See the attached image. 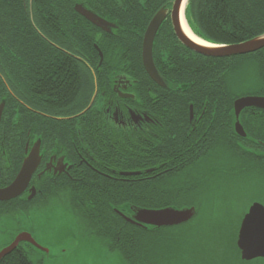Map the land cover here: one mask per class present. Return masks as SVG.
Segmentation results:
<instances>
[{"label": "flooded vegetation", "instance_id": "flooded-vegetation-1", "mask_svg": "<svg viewBox=\"0 0 264 264\" xmlns=\"http://www.w3.org/2000/svg\"><path fill=\"white\" fill-rule=\"evenodd\" d=\"M175 1L82 0L75 4L77 14L76 7L82 6L107 22L106 29H102L79 14L101 30L105 42H113L117 50L126 51L134 57L130 55L128 62H106L109 69L100 71L102 76L95 80L96 86L89 104L82 103L80 109L70 111L66 116L41 110L42 95L37 85L23 86V92H18L16 87H12V82L7 81L10 93L20 101L18 113L22 119L20 140H0V190L14 184L31 156H35V169L28 186L18 197L0 201V253L24 233L7 236L9 227L5 225L6 220L14 218L19 224L31 218V213L35 211L47 212L46 209L50 208L53 211L58 207L74 212L72 200L76 199V193L80 190H85L88 200L91 193L97 194L104 208L113 210L129 224L126 219L133 220L134 209L140 207L134 204V192L139 189L143 192L147 187L149 193L153 192L152 195L159 197L160 191L166 188L164 196L177 195L178 202L182 203L186 202L187 196L202 199L215 193L218 191L216 186L233 175L227 167L219 165H228L233 159L230 155L239 138L244 140L237 142L244 149V171L246 174L254 173L260 179L264 177V49L232 58L207 57L189 49L180 41L174 29L172 16ZM161 11L166 16L154 38L153 60L165 87L149 76L143 60L146 32ZM185 19L187 21L186 15ZM95 48L100 56L101 50L97 46ZM64 52L77 60L56 61L54 73L74 74V70L78 69L75 72L84 75L79 77V83L88 84L89 78L85 76H89L94 66L79 54L65 49ZM159 53L167 55L159 57L156 55ZM168 54L173 60L172 65L181 66L183 74L180 77L166 76ZM241 57L244 58L240 60ZM103 60L104 56L102 59L100 57L97 68L103 65ZM252 63H258L261 68L259 80L262 85L257 92H250L238 100L258 98L262 100V106L248 107L239 117L235 104L233 110L227 111H206L190 104L187 111L185 99L179 101L182 108H178L172 100L173 94L162 92L171 90L172 82L180 81L185 89L188 83L199 80V76H190L188 70L193 68L199 72L202 67L208 66L217 75V70H222L226 65L233 70L237 64L249 66ZM58 65L68 68L60 70ZM141 67L147 75H144ZM58 83L54 96L58 92ZM85 84L80 85L81 92L85 89L88 94L90 87ZM3 103L0 136L4 126L5 134L9 131L6 102H2L0 107ZM238 123L243 127L245 137L237 133ZM123 148L134 150V159H124ZM140 151L149 154L145 161L151 167L123 170V162L129 167L136 164ZM254 165L255 168L252 167ZM96 178L101 181V189L89 192L91 181ZM170 195L166 202L173 201L169 199L172 197ZM185 208H195L197 216L200 207L185 206L179 209ZM23 244L36 248L23 242L12 253Z\"/></svg>", "mask_w": 264, "mask_h": 264}, {"label": "trees", "instance_id": "trees-1", "mask_svg": "<svg viewBox=\"0 0 264 264\" xmlns=\"http://www.w3.org/2000/svg\"><path fill=\"white\" fill-rule=\"evenodd\" d=\"M81 2L82 0H0V104L6 102L9 129L5 134V126L3 127L1 141L20 140L22 119L18 113L20 101L10 93L8 80L18 92H23V86L37 85L42 95L41 110L57 116H66L68 112L80 109L82 103L89 104L96 86L95 80L102 76L100 71L104 68L109 69V66L105 65L106 62L130 60L132 54L117 50L113 42H105L101 30L75 12V4ZM185 15L190 29L197 37L216 45L240 44L264 35V0H188ZM58 45L61 48H57ZM95 46L104 56L103 65L99 68L97 64L100 62V56ZM64 49L79 54L83 60L94 66L95 69L89 76H85L89 78L88 84L79 83V77L84 75L75 72L78 69L74 70V74L54 73L56 61L77 60L66 54ZM156 55L161 57L167 54ZM168 55L166 76L180 77L183 74L181 66L172 65L173 60L171 55ZM58 67L60 70L68 68L60 65ZM260 69L258 63L249 66L237 64L233 70H229L226 65L214 75L211 67L204 66L199 72L193 68L188 70L190 76H199V80L188 83L185 89L181 87L180 81L172 82V89L162 92L173 94L172 100L178 108H182L179 101L185 99L187 111L190 104L206 111L233 110L239 98L249 95L250 92L255 93L261 87ZM142 71L147 75L143 68ZM57 83L58 92L54 96ZM84 84L90 87L88 94L85 89L81 92L80 85ZM79 93L82 94L80 99ZM93 130L91 127V131ZM239 141L244 140L239 138ZM239 141L234 145V151L230 155L233 159L229 164L219 165L227 167L233 174L228 179H223L228 183L241 178L252 180L256 177V174H246L244 171L246 169L244 149L241 143H237ZM122 152L124 159H134V150L131 148H123ZM148 157V153L140 151L136 164L129 167L123 162V170H144L151 167L145 161ZM101 186L99 178L93 179L89 192L100 190ZM145 188L143 192L141 189L134 192V204L140 206L139 208L198 207L197 201L201 200L198 197L187 196L184 200L186 202L182 203L178 202L177 195L169 194L172 196L169 199L173 201L166 202L169 196H164L166 188L160 191L159 197L152 195L153 192L149 193L148 188ZM74 201L72 200L73 214L86 228L85 231L107 244L112 252L121 253L129 264H159L158 256L161 251L167 249L171 243L177 242L164 238L162 234L164 229L132 226L113 210L104 208L97 194L91 193V199L88 200L85 190H80L76 193ZM240 225L239 223L234 233L233 247L241 258L237 248ZM29 250L34 252L37 249L23 244L1 264H33L32 253Z\"/></svg>", "mask_w": 264, "mask_h": 264}, {"label": "rangeland", "instance_id": "rangeland-1", "mask_svg": "<svg viewBox=\"0 0 264 264\" xmlns=\"http://www.w3.org/2000/svg\"><path fill=\"white\" fill-rule=\"evenodd\" d=\"M215 189L218 191L197 201L200 208L193 220L162 231L164 238L178 244L171 243L161 251L159 264H264V259L243 261L233 247L243 215L255 203L264 206V179L223 181ZM46 210L31 213V218L19 224L14 218L5 221L7 236L28 233L46 249L32 253L33 264H129L121 253L112 252L107 244L86 232L68 208Z\"/></svg>", "mask_w": 264, "mask_h": 264}, {"label": "water", "instance_id": "water-1", "mask_svg": "<svg viewBox=\"0 0 264 264\" xmlns=\"http://www.w3.org/2000/svg\"><path fill=\"white\" fill-rule=\"evenodd\" d=\"M184 0H176L173 7V24L176 35L180 41L186 45L189 49L212 58H232L237 56L249 55L261 51L264 49V35L255 39L234 45H216L207 42L197 37L190 29L186 19L185 23L187 28L192 34L200 41L204 42L207 46L201 45L190 39L185 33L181 20V11ZM77 12L89 20L91 23L99 28L106 29L108 25L106 21L102 20L95 14L87 11L82 6L76 7ZM166 13L164 11L159 12L153 21L151 22L144 40L143 48V60L144 66L149 76L154 79L159 85L164 86L163 80L158 72L154 60H153V43L156 33L165 18ZM209 45V46H208ZM101 59L103 58L100 52ZM165 87V86H164ZM262 100L258 98H244L236 102V115L239 117L240 113L253 106H262ZM5 104L3 103L0 107V124L2 114L4 111ZM237 133L242 137H245L243 127L238 123L236 126ZM35 164V156H31L25 164L22 172L14 184L5 190H0V201L11 200L18 197L30 182L31 175ZM120 215H122L120 213ZM196 216V209H176V208H165V209H145L136 208L134 209V218L126 220L137 227L142 228H156V229H167L185 225L193 220ZM30 243L38 249H43L28 233H23L17 237L15 242L8 248L4 249L0 253V262L6 256L11 254L20 243ZM237 248L240 251L241 259L245 262H252L257 259H264V206L260 203H255L251 206L249 211L242 219L237 239Z\"/></svg>", "mask_w": 264, "mask_h": 264}, {"label": "bare ground", "instance_id": "bare-ground-1", "mask_svg": "<svg viewBox=\"0 0 264 264\" xmlns=\"http://www.w3.org/2000/svg\"><path fill=\"white\" fill-rule=\"evenodd\" d=\"M188 0H184L183 6H182V11H181V20H182V25H183V29L185 31V33L190 37V39H192L193 41H195L198 44L207 46L204 42L198 40L193 34L192 32L189 30V28H187V25L185 23V11H186V6H187ZM209 46V45H208Z\"/></svg>", "mask_w": 264, "mask_h": 264}]
</instances>
